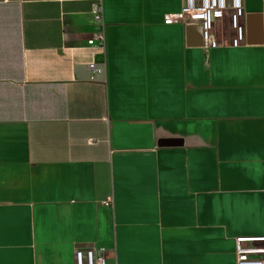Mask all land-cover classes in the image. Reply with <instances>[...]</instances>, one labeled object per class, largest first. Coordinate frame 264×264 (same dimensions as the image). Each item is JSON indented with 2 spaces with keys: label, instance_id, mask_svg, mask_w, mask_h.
<instances>
[{
  "label": "crops",
  "instance_id": "obj_1",
  "mask_svg": "<svg viewBox=\"0 0 264 264\" xmlns=\"http://www.w3.org/2000/svg\"><path fill=\"white\" fill-rule=\"evenodd\" d=\"M240 1L233 47L231 11L205 44L164 25L183 0H0V264H234L264 236V0Z\"/></svg>",
  "mask_w": 264,
  "mask_h": 264
},
{
  "label": "built area",
  "instance_id": "obj_2",
  "mask_svg": "<svg viewBox=\"0 0 264 264\" xmlns=\"http://www.w3.org/2000/svg\"><path fill=\"white\" fill-rule=\"evenodd\" d=\"M228 11H231L230 23L235 31L232 46L238 47L244 41V30L239 25V19L242 17L240 0H183L180 11L163 16L162 22L164 25H198L202 30L205 44L209 40L215 21L220 20ZM92 15L98 24L102 22L101 7H94ZM87 44L103 54L105 51L104 33L97 32ZM87 68L90 72V82L106 83L105 69L102 66L91 61L87 64ZM234 247V264H264V236H238L234 238ZM114 255V248L92 244L87 248L74 251L73 264H106L107 260L113 258Z\"/></svg>",
  "mask_w": 264,
  "mask_h": 264
}]
</instances>
